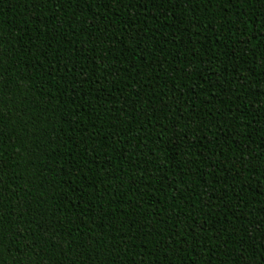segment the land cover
Listing matches in <instances>:
<instances>
[{
  "label": "trees",
  "instance_id": "obj_1",
  "mask_svg": "<svg viewBox=\"0 0 264 264\" xmlns=\"http://www.w3.org/2000/svg\"><path fill=\"white\" fill-rule=\"evenodd\" d=\"M0 264H264V0H0Z\"/></svg>",
  "mask_w": 264,
  "mask_h": 264
}]
</instances>
